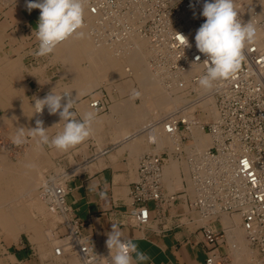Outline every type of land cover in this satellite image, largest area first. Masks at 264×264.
Returning a JSON list of instances; mask_svg holds the SVG:
<instances>
[{
  "label": "built area",
  "instance_id": "1",
  "mask_svg": "<svg viewBox=\"0 0 264 264\" xmlns=\"http://www.w3.org/2000/svg\"><path fill=\"white\" fill-rule=\"evenodd\" d=\"M16 1L27 9L28 0ZM204 2L85 0L84 25L92 19V37L97 41L104 37L115 46L126 45L132 38L146 39L153 53L151 66L156 78L171 98L181 99L179 105L154 118L140 131L154 149L164 138L172 145L164 147L161 153H147L140 160L137 181L130 194L129 216L135 224L145 228L152 221L153 210L162 213L175 208L181 199H188L189 210L203 222L208 244L217 245L225 231L217 233L207 224L223 216L239 217L247 242L259 253L256 264H264V16L258 8L240 4L238 16L243 23L253 20L256 38L246 43L241 69L205 90L198 80L206 73L207 57L195 44L196 31L206 20L201 15ZM32 11L40 16L39 9ZM36 27L37 24L25 29L24 42L33 56L38 49V41L32 35ZM177 33L187 38L189 46L183 47ZM196 69H200L199 73H194ZM101 93L87 98L96 114L110 110V99ZM196 129L211 138L210 147L205 150L197 149ZM20 150L21 145H15L11 152L17 155ZM173 161L188 165L181 193L164 188L165 172ZM68 177L66 173L42 187V198L50 211L67 217L64 226L68 241L57 246L55 254L63 257L73 253L81 264H110L105 254L84 241V224L73 217L66 201ZM206 264L228 262L220 259L214 249Z\"/></svg>",
  "mask_w": 264,
  "mask_h": 264
},
{
  "label": "crops",
  "instance_id": "2",
  "mask_svg": "<svg viewBox=\"0 0 264 264\" xmlns=\"http://www.w3.org/2000/svg\"><path fill=\"white\" fill-rule=\"evenodd\" d=\"M4 4L6 7L0 11V264H81L73 253L63 257L55 254V248L61 246V241L66 240L62 238L68 235L62 223H54L55 226L51 227L39 224L30 216L32 212L40 211L42 202L38 201L39 196L45 202L42 188L33 189L32 181L58 178L63 172L69 174L66 201L73 217L84 224V241L109 260L107 233L112 230V224H118L123 238L131 240L139 251L148 255V264H206L209 252L214 249L228 264H255L260 256H253L252 250H246L240 223L237 225L233 219V223L228 222L231 220L223 221V216L207 224L217 233L225 231L217 245L208 244L202 229L203 222L189 210L188 199H181L175 208L162 213L153 210L152 221L145 228H139L129 216L130 194L137 181L140 160L154 148L147 136L140 133L151 117L150 110L144 105L146 101L142 102L146 97L134 95L139 93L137 90L129 91L131 85L128 80L114 90L117 97L112 100L113 110L97 114L94 132L84 142L67 151L48 145L37 147L38 138L27 133V130L35 128L37 119L43 121L49 137L62 130L63 122L57 124L61 119L59 114H49L48 110L43 115H33L30 103L34 104V97L44 98L56 86L57 92L74 87L72 98L78 103L74 111L79 119L85 112L93 111L87 99L90 95L84 96L87 93L80 92L78 87L82 88L83 83L79 79H82L78 76L77 80L74 79V72L70 73L69 82H64L60 70L61 56H57L55 51L36 59L29 46L21 42L22 37L25 39L26 27L36 26L39 16L20 6L16 0H5ZM74 84L79 86L75 89ZM10 92L15 93L11 95ZM76 96L79 100L74 98ZM151 100H155L153 95ZM10 119H15L14 124ZM17 128L25 129L26 138L21 144L22 151L14 155L11 152L15 146L12 137ZM185 170L182 162L173 161L168 165L164 178L166 191L181 193L187 175ZM19 181L24 183L22 188L16 184ZM151 207L154 208L153 205ZM48 228L54 229L59 241L56 236H50ZM62 229L66 232H61ZM112 254L115 255V250Z\"/></svg>",
  "mask_w": 264,
  "mask_h": 264
},
{
  "label": "clouds",
  "instance_id": "3",
  "mask_svg": "<svg viewBox=\"0 0 264 264\" xmlns=\"http://www.w3.org/2000/svg\"><path fill=\"white\" fill-rule=\"evenodd\" d=\"M190 7L193 5L190 4ZM26 8L39 9L40 16L37 27L32 35L38 41V49L34 55L45 57L54 53L61 43L72 37L84 38L85 0H28ZM236 0H205L201 15L205 22L197 29L195 44L197 50L205 54L206 73L202 75L198 84L202 89L213 88L214 82L225 80L236 74L242 66L246 43L254 41L257 29L253 20L243 23L238 16ZM178 34V33H177ZM183 47L189 46L187 38L178 34ZM199 61L200 57L197 56ZM57 87V86H56ZM55 88L44 98H35L33 115L42 113L47 107L49 114H59L62 130L52 137L48 135L43 121L37 119L35 128L27 130L36 139L37 147L48 145L59 151H67L84 142L93 132V125L97 122L94 111L85 112L79 119L74 111L78 103L72 98L73 89L59 92ZM79 95V94H78ZM138 96L139 93H134ZM78 99V96L76 98ZM63 101V103H62ZM32 115V116H33ZM56 124V125H57ZM24 128H17L12 142L21 145L25 142ZM106 246L110 250V264H148L149 257L131 240H125L118 224H112V230L107 233ZM115 250V255H113Z\"/></svg>",
  "mask_w": 264,
  "mask_h": 264
},
{
  "label": "bare ground",
  "instance_id": "4",
  "mask_svg": "<svg viewBox=\"0 0 264 264\" xmlns=\"http://www.w3.org/2000/svg\"><path fill=\"white\" fill-rule=\"evenodd\" d=\"M237 1V0H236ZM237 3V2H236ZM259 5V4H257ZM260 11H261V7L260 6H256ZM262 16H264V12L261 11ZM248 14V13H246ZM94 26V22L92 19H89L88 24L84 25L82 31L85 33L84 38L80 39V38H76V37H72L71 39H69L66 43H64L63 45L59 46L55 53L57 56H61V58L63 60L66 61V64L68 65V68L70 69V73H75L76 75L74 76V79L77 80L81 78L82 82L84 85H86L87 87L83 88V84H81L82 88H80V86H76V84H74L75 89L78 87V89H80L81 93H88L90 92V87L94 86V82L96 78L99 77H106V79H111V80H115L117 78H123L128 79V78H136L139 82H141L142 84H144V87L146 85V81L148 78V74H150L151 72V81L150 84H148L146 87L148 89H145L146 92L144 93V96L146 97L147 100H145L146 104H144L145 106H147V110H150L151 112H153L151 109H157V110H162V109H168L169 107V100H171L173 103L175 101L177 105V103L181 102V99L179 98H171L168 93L166 92L164 86L160 83V81L156 78V75L154 73V70L152 69L151 66V60L153 58V53L150 47L149 42L144 39V38H132L131 41L126 44V45H120V46H115L112 45L108 42V40L106 38H101L99 41H97L94 37H92L91 35V30L93 29ZM149 48V49H148ZM83 56H82V55ZM78 56H81V58L85 59L89 65L88 66V74L87 75H83L82 73V65H79V61L78 63L76 62V60L79 59ZM63 61V62H65ZM85 61V62H86ZM12 67V66H11ZM84 67V66H83ZM15 68V67H14ZM80 68V69H79ZM73 70V71H72ZM80 71V72H79ZM200 69H196L194 70V73H199ZM6 73V72H5ZM14 73V72H13ZM4 74V73H3ZM79 74H81L79 76ZM6 75V74H5ZM132 76V77H129ZM90 77L89 79L91 80L92 78V82L86 80V77ZM2 78V77H1ZM0 78V79H1ZM5 80V79H4ZM80 80V79H79ZM84 80V81H83ZM6 81V80H5ZM2 81H0L1 83ZM129 82V81H128ZM99 83V82H98ZM138 83V82H137ZM97 84V83H96ZM140 84V83H139ZM141 85V84H140ZM157 85L161 86L162 89H160L159 87V91H158V87ZM7 86V85H6ZM21 86V85H20ZM97 86V85H95ZM143 87V88H144ZM74 87H72L71 89H73ZM4 90V89H3ZM7 91V90H6ZM76 91V90H75ZM144 91V90H143ZM148 91V93H147ZM163 91V92H162ZM2 92V91H1ZM16 92V91H15ZM13 92V93H15ZM23 92V91H22ZM78 92V91H77ZM9 93V92H7ZM12 93V94H13ZM79 93V95L81 94ZM162 93H164L165 96L162 95ZM11 94V92H10ZM11 94V95H12ZM158 94H161L162 97H160V95L158 96ZM149 95H153L154 97V101L151 100V96ZM2 97V93L0 95ZM73 96V95H72ZM77 97V96H76ZM76 97H74L76 99ZM166 97V98H165ZM7 98V97H4ZM11 98V96H10ZM21 98V97H20ZM16 99V98H14ZM6 100V99H5ZM12 102V101H11ZM15 102V101H14ZM171 103V104H173ZM1 104V101H0ZM5 105L7 103H4ZM17 104V103H14ZM23 104V103H22ZM11 105V104H10ZM13 105V104H12ZM11 105V106H12ZM19 105V104H18ZM15 106V105H13ZM20 106V105H19ZM29 106V104H28ZM10 107V106H7ZM167 107V108H166ZM11 108V107H10ZM9 108V111H11ZM14 108V107H13ZM16 108V107H15ZM18 108V107H17ZM5 109V108H4ZM3 110V108H2ZM14 110V109H13ZM33 110V109H32ZM32 110L30 109V111L32 112ZM47 107H45V109L43 110L42 113L40 114H44L47 111ZM16 111V110H15ZM12 112V111H11ZM10 112V113H11ZM23 112V111H22ZM26 112V111H25ZM24 112V114H26ZM34 112V111H33ZM16 113V112H15ZM15 113L14 116H15ZM28 113V112H27ZM20 114V113H19ZM18 114V115H19ZM29 115L31 113H28ZM27 114V115H28ZM4 115V114H3ZM6 116V115H5ZM21 116H23V114L21 113ZM20 116V117H21ZM39 116V115H38ZM33 117V116H32ZM158 117V116H157ZM1 118V117H0ZM3 118V117H2ZM11 118V116H10ZM23 118V117H22ZM27 118V117H26ZM156 118V117H155ZM6 120V118H4ZM3 119V120H4ZM12 119V118H11ZM10 119V121H11ZM18 119V118H17ZM16 119V120H17ZM25 120V118H23ZM15 120V119H14ZM13 120V121H14ZM7 121V120H6ZM9 121V119H8ZM13 121H11L13 123ZM20 121V120H19ZM18 121V122H19ZM23 121V120H22ZM10 122V123H11ZM25 122V121H24ZM23 122V123H24ZM35 122V121H34ZM9 123V122H8ZM11 123V125H12ZM17 123V122H16ZM30 123V122H29ZM14 124V123H13ZM21 124V123H20ZM27 124V123H26ZM34 125V124H33ZM27 126V125H26ZM31 126V125H29ZM14 127V125H13ZM12 127V128H13ZM15 128V127H14ZM46 129V128H45ZM198 131V132H197ZM197 132V133H196ZM12 133V132H11ZM195 137L197 139V149L199 151H202L206 148H208L210 146V139L199 129L195 130ZM172 145V142L166 138L161 139L159 142V147L158 150H156L157 152H160L164 147L168 146V145ZM5 155V154H4ZM6 161V160H5ZM4 161V162H5ZM6 163V162H5ZM184 162H182L183 164ZM175 164V163H174ZM4 165V164H3ZM177 165V164H176ZM181 166V165H180ZM188 166V165H187ZM16 167V166H15ZM175 167V165H174ZM177 167V166H176ZM179 168V167H178ZM6 170V169H5ZM15 170V169H14ZM20 170V169H19ZM187 170V168H186ZM19 172V171H18ZM22 173V172H21ZM30 174V173H29ZM36 181V180H35ZM40 181V180H39ZM33 182V181H32ZM38 181H36L37 183ZM22 181H19L17 184L21 185ZM40 183V182H39ZM38 183V184H39ZM23 184V183H22ZM37 184V185H38ZM24 185V184H23ZM31 187H35L32 185L31 183ZM30 188V187H29ZM38 190V189H37ZM42 193V192H41ZM172 193V192H171ZM36 197V196H35ZM39 200V199H38ZM42 200V199H41ZM44 200V199H43ZM17 202V201H16ZM47 205L46 202H43ZM10 209V208H9ZM8 209V210H9ZM25 211V210H24ZM23 212V211H22ZM26 212V211H25ZM24 212V213H25ZM26 215V213H25ZM29 215V214H28ZM22 216V214H21ZM32 216V215H30ZM34 216V215H33ZM17 218V217H15ZM22 219V218H21ZM34 219V218H33ZM240 219V218H239ZM26 220V218H25ZM29 220V219H28ZM31 220V219H30ZM29 220V221H30ZM60 220V219H59ZM23 221V220H22ZM237 223H238V219H236ZM24 222V221H23ZM32 222V221H31ZM28 222V223H31ZM34 222V221H33ZM230 223V221H228ZM30 225V224H29ZM33 225V224H32ZM22 227V226H21ZM30 227V226H29ZM234 232V231H233ZM62 246V245H61Z\"/></svg>",
  "mask_w": 264,
  "mask_h": 264
},
{
  "label": "rangeland",
  "instance_id": "5",
  "mask_svg": "<svg viewBox=\"0 0 264 264\" xmlns=\"http://www.w3.org/2000/svg\"><path fill=\"white\" fill-rule=\"evenodd\" d=\"M4 1L5 0H0V11H2L3 10V8H5L6 7V5L4 4ZM237 3H236V7L238 8L239 6H240V4H242V5H244V6H253V7H256V6H260L261 7V11H263L264 12V0H237L236 1ZM14 4V3H13ZM257 4H259V5H257ZM240 8V7H239ZM257 8V7H256ZM21 42L23 43L24 42V38L22 37V40H21ZM149 49V48H148ZM56 51V50H55ZM82 55V54H81ZM83 56V55H82ZM79 57V59L78 60H76V62L78 63V61H79V65H82L81 66V68H82V73H83V75H87L88 73V66L87 65H89L88 64V62L85 60V59H83V58H81V56H78ZM61 62H60V70H61V74H62V78L65 80L64 82L65 83H67V82H69V79H70V69L68 68V65L66 64V61L65 60H63L62 58H61ZM63 61H65V62H63ZM86 61V62H85ZM84 66V67H83ZM80 69V68H79ZM80 72V71H79ZM84 73H87V74H84ZM81 74H79V76H80ZM151 72H150V74H148V78H147V81H146V85H145V87H144V84H142L141 82H139L136 78L134 79V78H128V79H123V78H117V79H115V80H111V79H106V77H99V78H96L95 79V82H94V86H92V87H90V92H88L87 94H85L84 96H87V95H95V97H98V96H100L102 93L101 92H103L109 99H110V109L111 110H113V107H112V100H114V98H115V96L117 97V94L116 93H114L115 91V89H117L119 86H121L120 84H124V81H126V80H128L129 82H130V85H131V89L129 88V91H131V90H137L138 92H139V95L140 96H144V93L146 92V90L145 89H148L146 86L148 85V84H150V82L151 81H149V80H151ZM81 77V76H80ZM86 77V76H85ZM129 77H132V76H130L129 75ZM82 78V77H81ZM90 78V77H89ZM88 77H86L85 79L86 80H88L89 79ZM92 78L93 77H91V80L89 79L88 81L90 82H92ZM66 80H68V81H66ZM84 81V80H83ZM79 82H80V80H79ZM99 82V83H98ZM138 82V83H137ZM97 83V84H96ZM141 85H140V84ZM95 85H97V86H95ZM83 86V88L84 87H87L86 85H82ZM159 85H157V87H158ZM144 87V88H143ZM160 87V89H162V87L161 86H159ZM159 87H158V91H159ZM69 87H67V88H65V89H68ZM114 88V89H113ZM144 90V91H143ZM128 91V92H129ZM136 91V92H137ZM163 92V91H162ZM99 93V94H98ZM147 93H148V91H147ZM163 95H164V93H162ZM165 96V95H164ZM166 98V97H165ZM144 100H147V99H145V98H142V102H144ZM176 102L177 101H175L174 103L171 101V100H169V102L168 103H170L169 104V108L168 109H162V110H157V109H151L153 112H151V117H150V121H152L155 117L156 118H158V117H160V116H162V115H165L167 112H169L172 108H174L175 106H177V105H179L180 103H177V105H175L174 106V104H176ZM171 103H173V104H171ZM140 104V103H139ZM167 108V107H166ZM111 110H109V111H111ZM108 113V112H107ZM100 115V114H99ZM158 116V117H157ZM148 124V123H147ZM198 132V131H197ZM196 132V133H197ZM207 136V135H206ZM210 140H211V138L209 137V136H207ZM211 142V141H210ZM211 144V143H210ZM23 145H21V150L20 151H22V147ZM171 146V144L170 145H168V146H166V147H170ZM210 147V146H209ZM158 149V148H157ZM157 149H153L152 151H150V152H154V153H156L157 151ZM207 149V148H206ZM205 150V149H204ZM162 151V150H161ZM161 151L160 152H158V153H161ZM13 154V153H12ZM4 156H6V154L4 155ZM183 167L186 169H188V166H187V164L186 163H183ZM186 171V170H185ZM68 173V172H67ZM77 173V172H76ZM66 174V172H63L61 175L63 176V175H65ZM53 178H55V177H48V179H47V181H46V179H45V181L43 182V181H39L38 180V182L36 183L35 181H33L32 183H33V186H35V189L37 190H39V189H41L42 187H45V186H47V184H50L49 183V180H51V179H53ZM40 182V183H39ZM60 182H63V180H60V181H58V180H56V183H60ZM18 183V182H17ZM16 183V184H17ZM22 183H23V181H22ZM21 183V188H22V185L24 184H22ZM39 183V184H38ZM38 184V185H37ZM18 185V184H17ZM34 189V188H33ZM40 197V202H42L40 205H41V207H40V211L38 212H32L31 214H32V216L34 217V219H35V221L36 222H38L39 224H46L47 226H51V227H54L55 226V224L57 223V222H60V223H62L63 225H65V223L67 222V217H65V216H61V214L59 215V214H54L53 212H51L50 211V209L48 208V206L45 204V203H43L44 201H42L41 200V196H39ZM38 200V201H39ZM37 201V202H38ZM39 205V206H40ZM60 219V220H59ZM223 221L226 219V220H231V222L230 223H233L232 222V219L233 220H236V219H238V223H236V222H234V223H236L237 225H239V223L241 224V221H240V219H239V217H236V216H234V217H232V218H230V217H228V216H224L223 218ZM55 223V224H54ZM54 224V225H53ZM230 225H232V224H230ZM54 231V229L53 228H48V230H47V232H50V236L52 237V238H54L55 236H56V239H57V241H59L60 239L57 237V235L55 234V232H53ZM61 232H63V233H65L66 232V230H63L62 229V231ZM242 233H243V237H244V246H245V248H246V250H248V251H253V256H259V253H258V251L256 250V249H253L250 245H249V243L247 242V240H246V237H245V234H244V232H243V230H242ZM68 236L66 235L65 237H63L62 239H65V238H67ZM68 240H64V241H61L62 242V245H63V243H65V242H67ZM233 252H235V250L233 249V251H232V253ZM234 254V253H233ZM232 256H234V255H232ZM257 263V262H256ZM255 263V264H256Z\"/></svg>",
  "mask_w": 264,
  "mask_h": 264
}]
</instances>
